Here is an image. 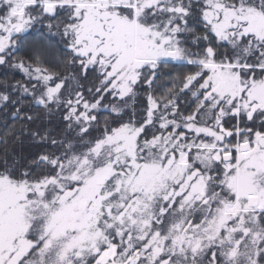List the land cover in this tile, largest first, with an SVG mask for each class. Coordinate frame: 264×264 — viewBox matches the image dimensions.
Returning <instances> with one entry per match:
<instances>
[{
    "label": "snow or ice",
    "instance_id": "1",
    "mask_svg": "<svg viewBox=\"0 0 264 264\" xmlns=\"http://www.w3.org/2000/svg\"><path fill=\"white\" fill-rule=\"evenodd\" d=\"M0 264H264V0H0Z\"/></svg>",
    "mask_w": 264,
    "mask_h": 264
}]
</instances>
